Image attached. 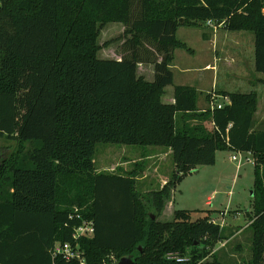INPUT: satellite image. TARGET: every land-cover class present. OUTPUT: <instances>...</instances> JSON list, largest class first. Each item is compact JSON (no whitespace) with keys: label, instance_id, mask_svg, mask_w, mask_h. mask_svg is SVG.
I'll list each match as a JSON object with an SVG mask.
<instances>
[{"label":"trees","instance_id":"trees-1","mask_svg":"<svg viewBox=\"0 0 264 264\" xmlns=\"http://www.w3.org/2000/svg\"><path fill=\"white\" fill-rule=\"evenodd\" d=\"M207 21L252 33L254 70L264 74V0H0V139L21 146L0 161V264H79L53 259L52 249L74 247L83 220L94 226L92 238L77 242L84 264H235L205 260L223 240L209 215L156 220L181 179L213 166L218 151L253 158L251 259L241 264H264L256 94L225 93L230 104L199 113L195 90L177 86L174 104L161 102L173 52H189L177 29ZM108 24L128 37L129 54L118 61L97 58ZM139 64L154 67L152 82L137 75ZM98 144L170 149L174 172L159 191L140 194L134 173L97 172Z\"/></svg>","mask_w":264,"mask_h":264},{"label":"rangeland","instance_id":"rangeland-1","mask_svg":"<svg viewBox=\"0 0 264 264\" xmlns=\"http://www.w3.org/2000/svg\"><path fill=\"white\" fill-rule=\"evenodd\" d=\"M218 30L230 33L229 37L232 36V38L237 34L226 29L219 28ZM212 33L210 34L212 35ZM248 34L253 36L252 33ZM127 40L128 37L124 36V27L121 24L106 25L101 29L97 38V44L100 48L97 58L118 61L122 57H126L129 54ZM228 42V40H226V43L224 42L226 52L223 49L217 51L219 58H222L221 63L224 62L225 57L228 58L234 55L233 51H230ZM227 49L229 50L227 51ZM210 59L208 58V60ZM218 67L220 70L218 90L225 88L229 92L238 93L246 88L244 86L243 89L238 90L237 86L228 84L222 75L225 67L222 64ZM207 74L210 75L208 72ZM256 74V77H258L259 73ZM190 124H198V121H191ZM203 125L208 130L212 128L208 122ZM20 149L21 146L18 142L1 138L0 161L14 156ZM158 150H161V148L98 144L94 165L98 172L107 174L125 175L126 173H134L136 191L140 194H148L160 190L158 174L164 169L159 166L161 156H158L160 152ZM233 156H240L241 162L239 165L237 162L231 161ZM167 164H172V157L162 163L164 166H167ZM154 166L156 167L155 171H153ZM253 171L254 163L250 154L218 151L213 166L196 167L190 174L181 179L174 192H172L174 194L172 195L174 210L190 212L192 221L209 215V219L222 228L223 240L218 241L212 249H209V254L205 260L210 261L216 258L222 263L235 264L250 261L251 231L248 226L250 224L249 216H252L250 203L254 182ZM172 217L173 214L168 216L163 210L156 220L165 223L170 222Z\"/></svg>","mask_w":264,"mask_h":264},{"label":"crops","instance_id":"crops-1","mask_svg":"<svg viewBox=\"0 0 264 264\" xmlns=\"http://www.w3.org/2000/svg\"><path fill=\"white\" fill-rule=\"evenodd\" d=\"M211 31L206 26L204 28L179 27L177 29V40L184 44L189 49V52L181 49H176L173 52V61L170 65L173 83L164 89L161 102L174 104V88L177 86H187L195 90L197 93L198 112H204L210 108L209 99L212 94L216 96V103L222 102V98L225 97L223 94L234 93L225 90V88L217 89L218 75L220 73L218 66L222 64L225 67L222 75L228 84L237 86L238 90L243 89L244 86H246L245 89L249 88L248 90H240L238 93L256 94L257 107L253 115L251 131H264V77H262L264 75L258 74L259 76L256 77L257 74L254 72V35L251 36V34H248L249 32H235L237 34L232 38V36L229 37L230 33L228 32L218 30L213 32V34ZM226 40L229 41L230 51H233L234 55L228 58L225 57L224 62L221 63L222 58H219L217 51L218 49L221 51L222 49L225 50L224 42L226 43ZM208 58L211 59L208 60ZM137 75L146 82H152L154 79V67L152 65L139 64L137 66ZM158 152V156H161L159 158V166L164 169L158 174L160 189H162L168 182L169 176L174 172V165L173 163L167 164V166L162 165V163L168 161L169 157H172L170 149L161 148ZM155 168L154 166L153 171H155ZM172 195L174 194L171 192L170 199L164 209L168 216L176 211L174 210V202L172 203Z\"/></svg>","mask_w":264,"mask_h":264},{"label":"built area","instance_id":"built-area-1","mask_svg":"<svg viewBox=\"0 0 264 264\" xmlns=\"http://www.w3.org/2000/svg\"><path fill=\"white\" fill-rule=\"evenodd\" d=\"M206 27L210 28L212 31H217L221 25L215 26L211 21H207L205 24ZM210 108L209 110L213 111L215 109L220 110L222 109L225 105L230 104V101L227 97H223L222 98V102L216 103V96L214 94H212L210 96ZM231 161L233 162H237L238 165L241 162V158L240 156L238 157H231ZM78 219L80 217H77ZM94 234V226L93 223L91 221L88 220H83L81 222V224L76 227L73 231V235H72V239L75 242L74 247H72L70 244H60V243H56L52 249V258H57L60 257L65 261H76L79 264H84V260L82 257L81 252L78 249V240L81 239H88V238H92Z\"/></svg>","mask_w":264,"mask_h":264},{"label":"water","instance_id":"water-1","mask_svg":"<svg viewBox=\"0 0 264 264\" xmlns=\"http://www.w3.org/2000/svg\"><path fill=\"white\" fill-rule=\"evenodd\" d=\"M180 22H182V20H180ZM152 219L154 220V218ZM116 264H134V261L132 260V258L125 257V258H122L120 261H118Z\"/></svg>","mask_w":264,"mask_h":264}]
</instances>
